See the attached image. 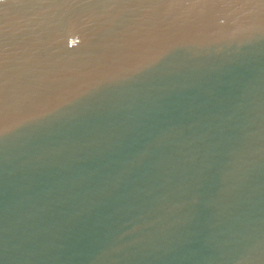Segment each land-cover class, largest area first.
<instances>
[{"label": "water", "instance_id": "1", "mask_svg": "<svg viewBox=\"0 0 264 264\" xmlns=\"http://www.w3.org/2000/svg\"><path fill=\"white\" fill-rule=\"evenodd\" d=\"M0 264H264V0H0Z\"/></svg>", "mask_w": 264, "mask_h": 264}]
</instances>
